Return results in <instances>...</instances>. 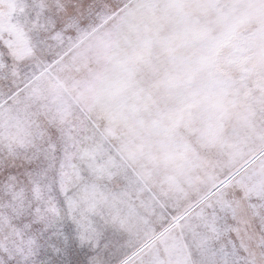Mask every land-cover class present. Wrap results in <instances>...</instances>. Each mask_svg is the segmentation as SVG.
Masks as SVG:
<instances>
[{
	"label": "snow or ice",
	"instance_id": "6c2138e0",
	"mask_svg": "<svg viewBox=\"0 0 264 264\" xmlns=\"http://www.w3.org/2000/svg\"><path fill=\"white\" fill-rule=\"evenodd\" d=\"M0 264H264V0H0Z\"/></svg>",
	"mask_w": 264,
	"mask_h": 264
}]
</instances>
